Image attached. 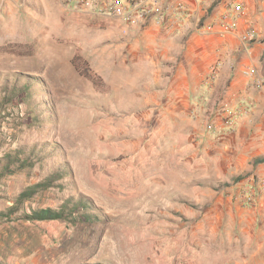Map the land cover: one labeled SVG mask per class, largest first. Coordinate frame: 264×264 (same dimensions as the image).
Here are the masks:
<instances>
[{"label": "rangeland", "instance_id": "1", "mask_svg": "<svg viewBox=\"0 0 264 264\" xmlns=\"http://www.w3.org/2000/svg\"><path fill=\"white\" fill-rule=\"evenodd\" d=\"M104 6L0 0V264H264V156L240 146L243 114L223 130L210 101L164 93L165 46Z\"/></svg>", "mask_w": 264, "mask_h": 264}, {"label": "crops", "instance_id": "2", "mask_svg": "<svg viewBox=\"0 0 264 264\" xmlns=\"http://www.w3.org/2000/svg\"><path fill=\"white\" fill-rule=\"evenodd\" d=\"M161 2L165 25L151 21L143 32L151 45H164V60L174 63L175 86L162 91L182 93L177 99L192 108L210 101V122L223 130L226 111L239 110L240 146L264 156V0H187L184 11L176 0ZM234 5L244 13L223 32L220 22Z\"/></svg>", "mask_w": 264, "mask_h": 264}, {"label": "built area", "instance_id": "3", "mask_svg": "<svg viewBox=\"0 0 264 264\" xmlns=\"http://www.w3.org/2000/svg\"><path fill=\"white\" fill-rule=\"evenodd\" d=\"M179 10L186 9L187 0H176ZM91 5L104 6L106 11L123 17L129 25L133 27H142L151 21L163 24L167 21V15L163 9L161 0H112L109 4L101 0H90ZM103 11V7L100 9ZM244 9L241 5H234L229 9L224 19L220 22L223 32H230L234 29V19L243 14Z\"/></svg>", "mask_w": 264, "mask_h": 264}, {"label": "trees", "instance_id": "4", "mask_svg": "<svg viewBox=\"0 0 264 264\" xmlns=\"http://www.w3.org/2000/svg\"><path fill=\"white\" fill-rule=\"evenodd\" d=\"M19 153L18 156L13 157L11 154L8 155L11 161L13 162H18L21 167H24L25 165H28L29 163L32 162L30 157H28L25 152L22 151H17ZM23 159V160H22ZM51 186L50 182H45V183H39L36 185H33L26 190L23 194H21V197L24 198H29L31 197L37 189H40L43 187V189H46L47 187ZM63 210H53L50 208H42L33 211L31 214H26V219L31 220V221H52V220H62L65 219V215L67 213L68 206L65 205L63 207Z\"/></svg>", "mask_w": 264, "mask_h": 264}]
</instances>
